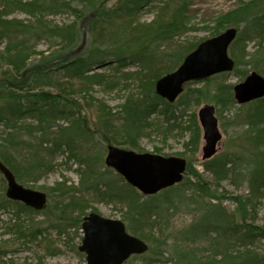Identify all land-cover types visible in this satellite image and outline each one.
<instances>
[{
	"label": "trees",
	"instance_id": "16d2710c",
	"mask_svg": "<svg viewBox=\"0 0 264 264\" xmlns=\"http://www.w3.org/2000/svg\"><path fill=\"white\" fill-rule=\"evenodd\" d=\"M236 1L233 10L216 17L213 36L236 28L238 34L230 47L233 73L245 79L252 72L264 77V0ZM154 2L118 0L108 7L105 0H0V46L4 45L0 54V70L4 72L0 77V160L23 186L56 172L57 157L65 155L68 161L73 160L84 169L80 187L67 189L56 184L53 189L69 200L61 209L66 223L81 229L86 211L82 210L83 202L76 199L80 195L114 203L125 210L124 223L132 235L148 244L158 240L154 237L157 234L167 235L158 240L162 242L159 247L167 250L164 256H171L165 258V264H264V252L258 249L264 241V229L240 222L223 206L225 199L217 195L219 184L230 181L235 186L247 185L244 203L255 205L264 199V98L249 103L248 111L239 112L234 122L244 130L234 138V151L202 163L215 190L203 178L185 183L191 174L187 168L181 184L146 197L107 168L104 154L97 151L96 135L108 146L139 150L141 139L151 136L149 130L161 134L164 141L176 131L178 137L189 133L185 149L192 156L199 151L201 131L197 114L191 110L200 105L201 91L189 83L174 104L155 93L157 81L179 68L202 42L184 46L176 42L188 31L197 32L198 27L184 21L188 18L186 0L182 4L179 0L165 1L155 7ZM147 7L171 18L139 28L137 22ZM15 12L30 19L14 18ZM59 15H69L74 22L56 24L53 18ZM88 18L90 31L100 30L104 36L90 45L87 55L67 62L59 59L57 65L49 67L30 66L42 41L49 49L70 53L78 38L76 22ZM248 43H255L253 53H247ZM227 75H216L204 83L213 86L220 118L238 105ZM97 87L106 92L128 91L130 96L118 111L107 110L91 94ZM84 109L98 116L95 129H91ZM183 116L189 119L184 127L180 123ZM5 193L6 181L0 174V211L14 209L16 217L36 213L8 200ZM193 205L205 206L193 211L192 223L172 230V213ZM66 210L82 213L70 219ZM152 248L147 254L155 256ZM3 254L0 251V257ZM147 254L133 256L126 264H153Z\"/></svg>",
	"mask_w": 264,
	"mask_h": 264
},
{
	"label": "rangeland",
	"instance_id": "374dc122",
	"mask_svg": "<svg viewBox=\"0 0 264 264\" xmlns=\"http://www.w3.org/2000/svg\"><path fill=\"white\" fill-rule=\"evenodd\" d=\"M165 1L170 0H155L153 6H159ZM179 1H181V4L185 3L183 0ZM186 1V15L188 18L184 21L192 27H198V31L192 33L188 31L181 39H178L176 42H178V45L180 44L182 46L186 44L188 45L191 42L204 41L215 37L213 36V32L216 17L233 10L237 3L236 0ZM117 2L118 0L109 2L108 7L114 6ZM12 17L20 20L30 19L22 12H15ZM170 18L171 17H164L159 14L157 15V10H149L147 7L142 13L140 20H138L137 25L141 28L144 25H152V23L158 24ZM53 21L62 26L73 23L74 18L69 15H59L54 17ZM76 25L78 28V38L70 53H63L62 51L57 52L59 50L49 49L47 42L42 41L37 45L35 50L36 54L32 56V60L29 63L30 66L49 67L57 65L59 59L60 62H67L74 58L85 56L89 52L90 45L97 44V42L104 36L100 30H96L95 32L90 31L89 21L84 22V20H81L78 23L76 22ZM173 46L175 47L176 45L174 44ZM255 47V43H248L246 49L247 53H253L256 50ZM3 49L4 45L0 46V54L3 52ZM249 69L251 72L253 71L251 68ZM4 71H6V69H4ZM3 73L4 72H1L0 70V77L4 76ZM226 74L228 75L225 79L233 86L238 85L245 80V78H239L233 72ZM191 88H197L201 91V103L199 106L192 107V112L194 111L198 114L199 110L205 106L215 107V96L212 85L199 83L192 85ZM118 91L119 90L106 92L102 88L97 87L92 90L91 94L94 97L95 102L97 100L107 110H115L116 112L125 102L126 98L130 96L128 91ZM249 106V104L243 106V110H241L239 108L240 106L236 105V108L232 111L224 113L222 118H220L216 112L219 120V127L223 134V140L220 144L221 147L217 156L229 154L234 151L232 146L234 138L244 130L243 127L238 126L234 121H237L239 112L244 113L248 111ZM84 114L86 115L87 121L90 123L91 129L98 127V116L95 111L84 109ZM178 114H180V112H178ZM188 120V116L181 117L180 123H182L183 127L188 124ZM60 125L65 126L67 123L60 122ZM158 125L160 126L161 124ZM159 129L161 130V128ZM1 131L2 128H0V134L2 133ZM200 131V148L194 156L185 149V145L189 140V133H185L182 137H178L177 131L171 136V138L164 141L161 134L149 130L151 136L141 139L139 142L141 149L139 150L130 149L125 146H114L120 149L133 151L137 154H154L163 157L184 158L187 160L188 170L191 172V174L187 176L185 183L187 181L194 182L197 181L198 178H203V180H206V182L211 184L212 190H215L217 187L213 182L212 176L205 172L204 167L202 166V147L205 143L203 141V131L201 128ZM94 143L98 148L97 151L104 154L105 160L108 147L107 143L97 135L94 139ZM55 164L57 167L56 172L40 179L37 183L25 185L28 188L44 192L48 195L47 205L42 212L22 213L20 214V217H16L14 209L0 211V251L4 253L0 257V264H86V257H82V254L78 251L83 238L81 229L74 226V223L67 224L61 216V209L64 206H67L69 200L62 198L57 190V192L53 191L56 184H62L67 189H78L81 185V173H83L84 169L73 160L68 161L65 155L57 157ZM113 177L114 175H112V178ZM219 186L217 195L225 199L223 203L224 207L228 208L230 212L236 214V217L240 222L254 224L256 227L264 229V199L258 201L255 205H251L248 202L244 203L242 198L248 195V187L246 184L235 186L232 182L225 181L219 184ZM237 197H241V199L235 200ZM76 199L83 202L84 207L82 210L86 211V215L96 212L108 219L124 221L125 210L114 203L97 200L90 194H88V196L80 195L76 197ZM207 200L206 195V202H204L206 207L208 205ZM193 203L195 202H192L191 204ZM214 203L216 202L214 201ZM204 206H191L189 209H191L192 213L189 212V209L187 208L172 213L170 216L172 230L182 228V226L192 223L195 219L193 217L195 215L193 211L199 212ZM67 211L68 210H66V212ZM81 213L82 212L76 211L67 212L70 219L77 218ZM14 226H18L15 228L18 229H11V231H9V229ZM168 235H170V233ZM154 237H157V239L161 241V239L167 237V235H162V233H160ZM158 240H156L154 244L149 243L150 247H153L152 249L155 256L150 253L147 254V257L154 260L153 264H165V258H170L171 256L169 253L164 256V253H166L167 250L165 247H159L160 244L162 245V242H159ZM258 249L264 252V241L259 244ZM156 258L158 259L156 260ZM136 264L141 263L138 262Z\"/></svg>",
	"mask_w": 264,
	"mask_h": 264
},
{
	"label": "water",
	"instance_id": "95a60500",
	"mask_svg": "<svg viewBox=\"0 0 264 264\" xmlns=\"http://www.w3.org/2000/svg\"><path fill=\"white\" fill-rule=\"evenodd\" d=\"M237 34L236 28H229L220 35L200 43L176 71L157 81L155 85L157 96L173 104L184 92L186 84L201 83L213 76L232 72L235 62L229 56V48ZM234 92L240 105L262 99L264 77L253 72L244 82L235 86ZM198 120L205 142L202 159L206 161L218 153L223 135L215 107L201 108ZM105 164L144 196H154L180 184L187 169V161L182 158L137 154L115 146L108 147ZM0 173L7 183V199L23 203L38 212L44 210L48 201L45 193L19 184L15 175L1 160ZM82 231L84 237L79 251L86 255L87 264H125L132 256L143 255L149 249L142 239L127 231L122 221L104 218L97 213L85 217Z\"/></svg>",
	"mask_w": 264,
	"mask_h": 264
}]
</instances>
